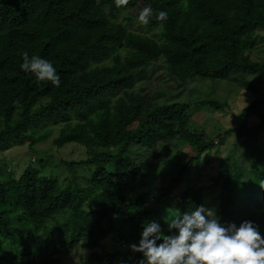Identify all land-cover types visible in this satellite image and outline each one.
<instances>
[{"label":"trees","instance_id":"trees-1","mask_svg":"<svg viewBox=\"0 0 264 264\" xmlns=\"http://www.w3.org/2000/svg\"><path fill=\"white\" fill-rule=\"evenodd\" d=\"M145 6L153 9L148 25L136 21ZM160 10L166 21L155 20ZM260 47L264 0H0V264H64L76 249L89 252L90 264H137L142 254L129 245L141 225L156 221L168 234L165 217L203 205L207 191L216 193L222 222L250 220L264 235V60L252 58ZM24 51L50 60L61 85L22 71ZM158 67L171 89L154 83L164 80ZM201 79L256 95L236 125L213 137L201 113L231 105L205 94L183 99ZM229 137L236 142L211 183L182 189L191 168L220 156ZM48 141L80 145L85 158L32 160ZM172 142L192 156L172 165L166 183L139 189L157 145ZM26 146L31 163L13 165L8 153ZM60 165L72 179L61 178Z\"/></svg>","mask_w":264,"mask_h":264},{"label":"clouds","instance_id":"clouds-1","mask_svg":"<svg viewBox=\"0 0 264 264\" xmlns=\"http://www.w3.org/2000/svg\"><path fill=\"white\" fill-rule=\"evenodd\" d=\"M128 0H115L119 7ZM168 13L155 14L157 22L167 20ZM153 17L151 6H145L136 21L148 25ZM20 68L39 81H49L55 87L61 78L50 60L21 52ZM264 188V184H261ZM167 233L160 223L145 221L138 243L129 245L142 254L137 264H264V235L250 220L237 225L222 222L215 207L194 205L184 212L177 210L165 217Z\"/></svg>","mask_w":264,"mask_h":264},{"label":"rangeland","instance_id":"rangeland-1","mask_svg":"<svg viewBox=\"0 0 264 264\" xmlns=\"http://www.w3.org/2000/svg\"><path fill=\"white\" fill-rule=\"evenodd\" d=\"M139 4H142V0H139ZM131 30L136 32L144 33L139 25H133ZM155 32H150L149 36L154 37ZM252 58L254 60H264V53L263 48L260 47L258 50L252 53ZM164 65L162 62L158 66ZM160 68V67H158ZM160 72L163 76L159 79H164L163 81L159 82L158 79H155L154 83H159L162 88L171 89L170 78L167 76L165 68H160ZM160 74V75H161ZM158 75V74H157ZM254 83L258 84L259 79L257 77L250 78ZM152 80V79H151ZM203 83V87L201 89L197 87V82L191 83L187 86L186 91L183 95V99L190 100L192 97H200L201 94L209 95L206 98L215 99L219 101H227L230 103V108L224 110V113H206L203 111L201 114L202 116L199 120L204 119L207 120L208 128L206 129L207 135L209 137H213V130L214 129H222L226 130L230 127H233L236 122V116L239 114V111L244 108L253 98L256 96L251 91L243 90L239 88L236 84H231L228 81L222 80H211V79H201ZM232 88V89H229ZM205 89V90H204ZM264 94V93H263ZM221 132V131H220ZM214 142L217 143L218 139L214 138ZM236 142L234 137H229L226 139L225 144L221 147V154L218 156L216 153L212 152L211 154L202 157L198 164L191 168L189 175L181 186L184 189L187 186L192 185H209L211 183V176H215L220 168L219 159L225 155H228L230 150H232V145ZM259 146L264 147V135L261 137L259 141ZM157 151L155 154V159H151L150 169H147L145 174V181L140 186L139 189H143L145 191L151 190L153 187H157L162 183H166L168 181V175L173 172V166L175 164L180 163V158L183 156H192V150L189 147L177 142H172V144H158ZM28 147L22 148H14L12 149L8 155L13 160L12 164L17 165H26L30 162L29 156L32 153H28ZM28 153V155H27ZM41 154L45 156H49L48 158L54 159L59 162L67 161H79L85 158V151L84 147L77 145V144H68L65 147L58 149L52 144L51 141L47 143L43 142L36 146V151L31 156L32 160H36V155L38 157ZM47 154V155H46ZM238 157H241V152L236 154ZM3 156V155H2ZM0 156V158L2 157ZM5 157L7 155H4ZM3 156V157H4ZM151 158V157H150ZM149 158V159H150ZM149 161V160H148ZM147 161V162H148ZM171 162V164H170ZM22 168V166H20ZM62 175L61 178H70L72 179V174L66 169L65 165H60ZM161 171V172H160ZM20 172V171H17ZM86 171L84 169H78V174H84ZM204 206L206 207H215L217 210L218 201L216 199L215 191L209 192L207 191L204 194ZM110 238L108 237V240ZM119 247L115 244L112 250H119ZM123 252L124 250H120ZM126 253V251H125ZM124 253V254H125ZM89 252L83 251L81 249H76L71 256L64 260V264H90L89 262ZM119 260V259H118ZM127 259H120L121 262H125ZM118 264V263H117Z\"/></svg>","mask_w":264,"mask_h":264}]
</instances>
